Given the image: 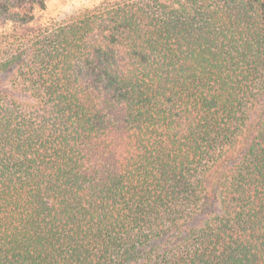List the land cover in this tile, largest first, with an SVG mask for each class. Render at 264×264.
<instances>
[{
	"label": "trees",
	"instance_id": "trees-1",
	"mask_svg": "<svg viewBox=\"0 0 264 264\" xmlns=\"http://www.w3.org/2000/svg\"><path fill=\"white\" fill-rule=\"evenodd\" d=\"M0 264H264V0H103L4 35Z\"/></svg>",
	"mask_w": 264,
	"mask_h": 264
},
{
	"label": "rangeland",
	"instance_id": "rangeland-1",
	"mask_svg": "<svg viewBox=\"0 0 264 264\" xmlns=\"http://www.w3.org/2000/svg\"><path fill=\"white\" fill-rule=\"evenodd\" d=\"M101 1L103 0H45V11L37 13L35 20L30 24L11 25L0 22V43L6 34H26L40 28L47 22L65 21L86 9L98 6Z\"/></svg>",
	"mask_w": 264,
	"mask_h": 264
}]
</instances>
